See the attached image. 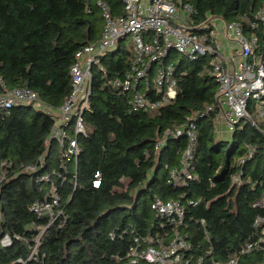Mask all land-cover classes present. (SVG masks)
<instances>
[{
    "label": "trees",
    "instance_id": "obj_1",
    "mask_svg": "<svg viewBox=\"0 0 264 264\" xmlns=\"http://www.w3.org/2000/svg\"><path fill=\"white\" fill-rule=\"evenodd\" d=\"M97 1L0 0V95L4 82L9 89L28 87L47 105L61 107L72 90L76 54L102 38L105 20ZM181 1L197 10L195 23L212 15L239 23L245 31L264 4V0ZM108 2L117 17L122 2ZM134 57V46L120 41L102 58L101 67L93 68L91 108L84 114L87 135L78 137L77 166L68 165L67 171L61 169L56 144L46 155L44 169L36 174L24 171L37 166L43 156L52 116L34 106L0 109V161H12L10 176L16 175L0 189V238L2 232L13 237L10 247L0 244V264H21L19 260L23 264H125L133 232L154 231L158 217L151 206L156 199L201 201L189 208L188 221L195 257L213 249L205 255L206 264L213 258L229 260L260 235L254 222L264 217V135L245 121L228 142L217 140L216 113L204 114L218 88L210 67L204 59L189 63L178 54L173 103L156 111L131 112L130 94L112 83L124 79ZM250 116L256 122L252 110ZM188 119L197 126L192 174L198 179L175 187L170 169L180 166L189 139L169 137L158 152L156 145L167 131L183 127ZM53 169L62 176L51 181L66 210V223L50 226L37 260L28 261L37 236L34 227L47 225L29 208L50 192L51 184L40 177ZM98 172L99 189L93 187ZM234 174L242 175L240 188H232ZM190 216L208 220L209 242ZM111 233L116 234L114 240ZM240 264H264V249L253 250Z\"/></svg>",
    "mask_w": 264,
    "mask_h": 264
},
{
    "label": "built area",
    "instance_id": "obj_2",
    "mask_svg": "<svg viewBox=\"0 0 264 264\" xmlns=\"http://www.w3.org/2000/svg\"><path fill=\"white\" fill-rule=\"evenodd\" d=\"M122 12L115 17L108 0H98L105 20V27L99 43L85 46L76 54L71 67L72 90L63 105L53 108L41 100L39 95L28 87L9 89L4 82V92L0 95V109L10 110L17 106H34L54 119L51 135L45 142V152L37 166H28L24 171L36 174L44 169V160L53 144L57 146L58 159L62 170L68 165L76 167L81 153L78 137L87 135L84 114L91 108V81L94 67H101L102 58L113 51L120 41L132 36L135 57L131 60L123 80L112 83L130 94V111H156L173 103L177 97L178 79L176 68L179 60L171 58L175 52L186 62L206 60L212 77L218 88L214 102L204 114L216 113V128H226L230 135L243 127L245 121L259 129L264 135V4L255 16V22L248 31L235 22L218 24L216 17L208 15L199 23L194 17L197 10L190 3L181 0H120ZM154 75L153 80L151 79ZM152 82V84H151ZM150 96H154L150 98ZM250 110L256 117V123L250 116ZM257 124L262 125L258 128ZM197 126L191 119L181 127L167 131L157 145L161 151L169 137L187 135L190 145L183 153L179 167L170 169L171 183L175 187L186 186L188 181L197 180L194 170V150ZM254 149L251 150V154ZM13 162L0 161V189L16 175H11ZM61 174L53 169L44 173L41 181L51 184L50 192L43 200H37L30 211L43 217L47 225H36L37 236L30 250L29 259L37 260L38 249L46 230L58 223H66V210L61 207L58 188L52 177ZM232 188H240L242 175L231 177ZM101 186V174L95 175L93 187ZM201 201L156 199L152 210L158 220L153 223V232L138 235L134 230L132 244L126 254L125 264H206L210 248L199 257H195V246L189 232V208H196ZM207 204V209L210 208ZM264 205V197L262 204ZM203 228L204 239L209 242L208 220L194 219ZM254 228L259 231L258 238L244 245L225 262L211 259L210 264H240V261L253 250L264 249V217L258 216ZM126 231L123 232V234ZM110 237L114 240L115 233ZM121 238L123 235L120 236ZM0 244L3 248L13 244L9 233H1ZM200 248V247H199ZM23 264V260H19Z\"/></svg>",
    "mask_w": 264,
    "mask_h": 264
},
{
    "label": "rangeland",
    "instance_id": "obj_3",
    "mask_svg": "<svg viewBox=\"0 0 264 264\" xmlns=\"http://www.w3.org/2000/svg\"><path fill=\"white\" fill-rule=\"evenodd\" d=\"M217 20H218V18H217ZM217 22H218V24H223V21H221V20H218ZM125 44L126 45L133 44V38H132V36H128L127 37V39L125 40ZM179 57L182 58L181 55H179ZM179 57H176V53L175 52H173L171 54V58H175L176 60H180ZM231 136L232 135H230L228 133V131L226 130V128H221V127H218L217 126L216 132H215V137H216L217 140L227 141L228 142L231 139Z\"/></svg>",
    "mask_w": 264,
    "mask_h": 264
}]
</instances>
